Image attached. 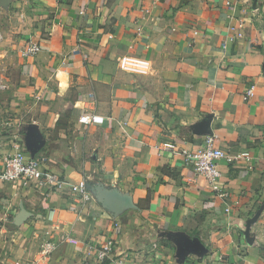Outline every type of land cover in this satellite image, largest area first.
Listing matches in <instances>:
<instances>
[{
    "label": "crops",
    "instance_id": "0c3cea01",
    "mask_svg": "<svg viewBox=\"0 0 264 264\" xmlns=\"http://www.w3.org/2000/svg\"><path fill=\"white\" fill-rule=\"evenodd\" d=\"M0 10H16L26 33L0 28V170L20 141L66 182L88 177L93 193L0 181V264H264V0H0ZM27 38L40 50L25 58ZM211 133L224 152L250 154L219 161L224 199L158 148H197ZM107 238L114 249L99 260L88 245ZM43 240L55 247L41 258Z\"/></svg>",
    "mask_w": 264,
    "mask_h": 264
},
{
    "label": "built area",
    "instance_id": "2783aa9c",
    "mask_svg": "<svg viewBox=\"0 0 264 264\" xmlns=\"http://www.w3.org/2000/svg\"><path fill=\"white\" fill-rule=\"evenodd\" d=\"M39 50L40 47L38 43L32 38H27L19 50V55L25 58L33 57L39 52ZM83 56L86 57V54H83ZM122 63L123 65L128 66V59H123ZM0 88H4V85L1 83ZM254 89L255 85L252 84L245 90V100L254 97ZM93 118V114L84 113L79 115V120L85 123L92 122ZM216 137L217 135L214 133L208 134L205 136L201 146L192 149L181 148L180 150H176L177 146L173 142H161L158 145V148L166 149L173 153H179L183 159V163L190 166L196 174L202 176L210 186L211 190L224 199L228 193L222 187V172L218 168L219 161L225 159L228 162H232L240 157L249 159L250 154L247 151L236 155L224 152L216 145ZM44 162V157H35L33 154L26 153L21 142L15 141L12 145V149L4 156L3 166L0 170V181L16 182L23 187L43 192L55 191L62 189L63 187H68L71 193L78 195L82 200L93 198V193L89 190L88 177L84 176L76 183L66 182V180L61 179L57 173L45 168ZM96 190L98 191L97 186L95 191ZM226 210L228 209L226 208ZM69 241L73 243L76 242L74 239H70ZM114 245V239L107 238L101 243V245L94 246L89 244L88 247L91 250H95V255L99 260H104L110 257L109 255L112 253ZM54 247L55 246L51 241L45 240L41 246L40 257H48ZM219 259H222V256H219ZM36 261L37 259L27 260L16 258L13 261V264H34ZM116 263L126 264L124 258H118Z\"/></svg>",
    "mask_w": 264,
    "mask_h": 264
},
{
    "label": "rangeland",
    "instance_id": "374dc122",
    "mask_svg": "<svg viewBox=\"0 0 264 264\" xmlns=\"http://www.w3.org/2000/svg\"><path fill=\"white\" fill-rule=\"evenodd\" d=\"M0 14H1V16H3L1 18L3 23L0 24V28L4 25V20H7V25H9V33H10V35H12V37L18 36V35H20L21 37H22V35L26 36V33H22L21 30L19 29L20 25H21V21L19 20L20 16L16 10L15 11L12 10V12H8V11L2 12L0 10ZM22 39H24V37ZM9 114H12V116H13L14 114H16V112L11 111V112H9ZM44 242H45V240H43L41 243L43 244ZM42 244H40V250H41Z\"/></svg>",
    "mask_w": 264,
    "mask_h": 264
}]
</instances>
